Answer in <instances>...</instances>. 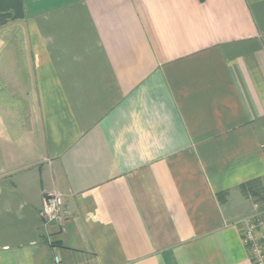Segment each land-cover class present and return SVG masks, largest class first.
Instances as JSON below:
<instances>
[{"label": "crops", "instance_id": "obj_1", "mask_svg": "<svg viewBox=\"0 0 264 264\" xmlns=\"http://www.w3.org/2000/svg\"><path fill=\"white\" fill-rule=\"evenodd\" d=\"M247 219L264 0H0V264H257Z\"/></svg>", "mask_w": 264, "mask_h": 264}, {"label": "built area", "instance_id": "obj_2", "mask_svg": "<svg viewBox=\"0 0 264 264\" xmlns=\"http://www.w3.org/2000/svg\"><path fill=\"white\" fill-rule=\"evenodd\" d=\"M62 205L63 199L60 194L49 195L45 198L43 217L50 221L56 220L60 224H63V215H68V211L62 212ZM259 233L262 234L261 237ZM243 241L253 252L256 263L264 264V222H256L253 219H247L244 222ZM54 264H63L61 258L57 255L54 256Z\"/></svg>", "mask_w": 264, "mask_h": 264}]
</instances>
